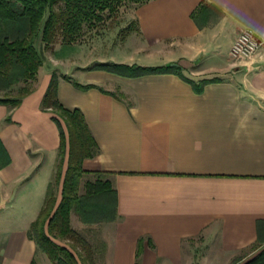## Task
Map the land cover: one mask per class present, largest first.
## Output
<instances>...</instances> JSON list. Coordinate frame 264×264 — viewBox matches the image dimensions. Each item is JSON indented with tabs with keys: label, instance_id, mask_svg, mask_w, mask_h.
Listing matches in <instances>:
<instances>
[{
	"label": "crops",
	"instance_id": "0c3cea01",
	"mask_svg": "<svg viewBox=\"0 0 264 264\" xmlns=\"http://www.w3.org/2000/svg\"><path fill=\"white\" fill-rule=\"evenodd\" d=\"M133 19L96 52L79 44L69 70L41 66L17 107L0 104L10 159L0 168V264H52L27 233L56 170L59 129L42 108L54 73L61 104L82 111L99 146L83 168L110 172L117 193L97 264H231L264 244V0H149ZM246 28L263 45L238 61L230 51ZM106 63L172 64L208 83L198 93L176 74L96 68Z\"/></svg>",
	"mask_w": 264,
	"mask_h": 264
},
{
	"label": "trees",
	"instance_id": "16d2710c",
	"mask_svg": "<svg viewBox=\"0 0 264 264\" xmlns=\"http://www.w3.org/2000/svg\"><path fill=\"white\" fill-rule=\"evenodd\" d=\"M149 0H136L137 6ZM121 0H0V90L13 85L36 82L42 57L36 47L40 38L45 47L58 38L72 44L85 34V25L100 22L112 13ZM205 4L192 13L196 19ZM136 24V22H135ZM131 31L127 29V33ZM126 33V34H127ZM97 69L127 77L172 73L188 81L198 93L208 81L195 83L187 79L177 65L158 67L129 66L106 63ZM63 78L68 79L67 76ZM59 77L54 73L42 100V108L51 114L59 129L60 143L56 170L48 184L43 206L32 222L28 237L35 241L52 264H97V254L104 251L102 239L95 247L72 226V216L86 226H101L117 220V193L105 171L89 172L83 168L86 159L98 155L99 146L84 114L79 109L64 107L58 98ZM33 88L26 86L15 97H0V104L17 107ZM10 121V118H7ZM10 162L0 140V168ZM88 176L90 179L83 183ZM64 241L81 247L79 256ZM142 242H139V246ZM256 254L246 261L243 257L231 264H264V244L254 246ZM98 252V253H97Z\"/></svg>",
	"mask_w": 264,
	"mask_h": 264
},
{
	"label": "rangeland",
	"instance_id": "374dc122",
	"mask_svg": "<svg viewBox=\"0 0 264 264\" xmlns=\"http://www.w3.org/2000/svg\"><path fill=\"white\" fill-rule=\"evenodd\" d=\"M136 6V0H121L116 10L111 14L106 13L102 21L91 24L90 26L85 25L86 31L84 36L80 37L76 42L72 44L65 45L62 43L61 38H58V40L53 45L46 48L45 44L39 38L36 42V47L42 57V66L44 65L45 67V69H43L51 71L53 68L59 67L63 71L69 70L68 68L70 67V60L67 59V54L76 50L77 47H79L78 45L81 43H88L92 45L95 50L97 49L98 44L102 45L103 47H106L110 44L111 41H113V39H123L127 33L128 28H130L131 30L135 29L133 13ZM99 50H101V48H98V51ZM76 55L80 58V60L83 59V57L81 56V52H76ZM36 82H28L27 84L21 82L19 84L13 85L6 92L0 90V97H15L19 95V90L23 89L25 86L27 88H33ZM88 179L90 178L86 176V178L83 180V183ZM72 226L82 236L89 240L95 247L99 245V242L103 236L102 229L100 228V226L83 225L79 222L77 216L74 215L72 220ZM61 244L68 245L70 248L71 246H73L74 242L64 241ZM197 245H199L200 247L202 246L200 242H198ZM71 248L72 250H74L76 255L79 256L78 253H80L81 247L77 246L76 249H73V247ZM246 251H253V248H249ZM100 254L101 252L99 251V253L97 254V259L101 257ZM97 262H99V260H97Z\"/></svg>",
	"mask_w": 264,
	"mask_h": 264
},
{
	"label": "built area",
	"instance_id": "2783aa9c",
	"mask_svg": "<svg viewBox=\"0 0 264 264\" xmlns=\"http://www.w3.org/2000/svg\"><path fill=\"white\" fill-rule=\"evenodd\" d=\"M262 45V39L252 29L246 28L235 39L230 54L235 60H247L256 55Z\"/></svg>",
	"mask_w": 264,
	"mask_h": 264
}]
</instances>
